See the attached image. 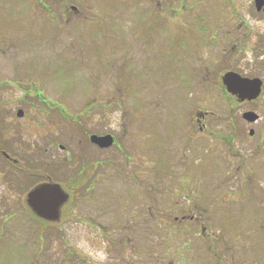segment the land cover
Listing matches in <instances>:
<instances>
[{"label":"rangeland","instance_id":"obj_1","mask_svg":"<svg viewBox=\"0 0 264 264\" xmlns=\"http://www.w3.org/2000/svg\"><path fill=\"white\" fill-rule=\"evenodd\" d=\"M253 1L0 0V150L27 173L60 164L48 172L64 190L71 161L103 160L91 197L65 204L60 227L42 228L26 208L38 180L16 194L0 172V264H115L133 253L182 264L210 255L201 239L215 232L235 264H264V156L247 149L259 123L241 117L263 103L242 105L221 82L263 77ZM89 133L115 145L98 155ZM200 214L199 227L174 222Z\"/></svg>","mask_w":264,"mask_h":264},{"label":"flooded vegetation","instance_id":"obj_2","mask_svg":"<svg viewBox=\"0 0 264 264\" xmlns=\"http://www.w3.org/2000/svg\"><path fill=\"white\" fill-rule=\"evenodd\" d=\"M253 2H254L255 9H256V2L258 4L261 3L262 7H261L260 11H262V14H264V9H263L264 0H258V1L254 0ZM256 11H257V9H256ZM257 12H259V11H257ZM262 68H263V70H262V72H263L262 79L245 78V79H248V80L257 79V80L260 81L261 85H260V93H259L258 97L256 99L252 100V101H247V102L243 103L242 105H249V104H252L255 101L260 99L261 102L263 103V107L261 108V111H260L259 115L248 110V111H245L244 113H242L241 117L248 124H253V125L256 124L257 125L259 123L258 127L255 126V129H250L248 131V134H247V144H248L247 149H248V151L250 153H252L254 151L255 153H262L263 156H264V62L262 64ZM228 95H230L232 98H236L237 99V97L232 96L231 94H228ZM245 114H250L249 117H252V116L254 117L255 116L254 121L253 122H249V120H245L243 118V116ZM202 118H204V115H202ZM199 131L202 132L203 131V127L199 128ZM91 136H93L91 133H89V135L87 136L89 149L92 148L93 151L95 153H97L98 155L109 149V148L101 149V148H99V146H97L96 144L92 143L90 141V137ZM94 136L105 137V136H108V135L103 134V135H94ZM113 140L114 141H113L112 146L115 145V142H116L115 138ZM4 146L6 147V150H8V149L11 150V148H12V147L7 146L6 143H4ZM12 149H15V148H12ZM60 149L63 150L62 147H60ZM0 157H1L0 160L4 163L3 164L4 166L1 165V166H3V168L0 167V172L1 171H6V177L9 176L10 178L7 177L8 179H14V182H12V180H11L12 183L10 182V186L13 187V189L15 190L14 192L16 194L19 191L27 189L26 181H28V178H34V179L38 180L40 183L35 184V186L32 189H30L27 192V194L31 190H33L34 188H36V187H38L40 185H43V184H57V185H59L58 183H53L51 181V178H52V176H60V174H54L53 175V174H50L48 171L60 170V164H59L58 168H57V166L53 167L52 161H50L51 169L48 170L46 168L48 166V164L44 163L43 161H39V162H37L38 164L35 165L36 172H31L30 171L29 173H27V170L30 168V164L26 163L27 170H25L23 168V161L19 160V158H17V157L16 158H12L8 154L6 155L5 151H3V150H0ZM39 158H40V156H39ZM71 164H73L75 166H78V167L72 173H70L68 175V178L66 176L64 181H62L63 184L66 183V185L64 184L66 191L60 185L59 186L68 195V201L65 204H67L69 202V205L73 206V204H74L73 201L78 196L85 195V196H83V198L91 197V194H90L91 193V189H92L91 178H92V175H93V173H94L96 168H102L103 160H101L100 158L92 157L91 153L87 152L86 156L80 157L77 160L71 161ZM71 168L69 167V170H71ZM261 168L262 167L260 166V171L259 172H260V175L262 176L263 172H261L262 171ZM31 173H34V175L31 176ZM45 173L48 174V176H46L47 177V181L44 180L46 178V177H44ZM41 181H45V182L41 183ZM126 187H127V185H126ZM82 192H83V194H82ZM62 207L60 209V213H61ZM26 208L30 211V209L27 206H26ZM19 211L22 213L21 207H20ZM30 213L38 221V225H42L43 226L42 228H45L46 226H49V225H52V226H55V227H60L61 225H64V222H61L60 220L55 221V222H48V221H45V220H42V219L36 217L31 211H30ZM186 216L187 215L182 216L180 221H177V218H174V222H177L180 225V227H187V224L189 223V221H190V223H194V225L197 226V227H199L202 224L200 222L201 214H200V216H195V217L190 216L188 218ZM185 220H189V221L186 222ZM80 223L90 224L91 226L93 225L90 222H84V221H80ZM122 225H125V224H122ZM163 225H166V224H163ZM125 226H127V225H125ZM125 226H123V227H125ZM263 228H264V223L261 222V229H263ZM199 229L201 230V234L205 233V227H200ZM201 240L208 242L207 243L208 244V248H209L208 249V254H210V255L207 254L208 256H206V255H202V254H190L189 259H187L186 257H183V260L181 261L182 264H185V263L186 264H197L196 263V256L200 257L201 259H203L204 260V264H235L234 255L229 253V252H227V253L223 252L224 248L220 245V239H219V237H217L216 232H215V236L214 237H210L208 239L205 238V239H201ZM127 242L131 243V239H128ZM150 244H151V246L150 247L149 246L148 247L145 246L146 249H144L143 251H147V248H149L150 252H152L153 251L152 246H155L154 245L155 243H150ZM189 244H190V242L189 243H182L181 249L183 250V248H187ZM193 244H191V245H193ZM126 245H127V243H126ZM191 245H189V246H191ZM195 247H196V245L194 247H191L190 251L193 252V249ZM183 252H185V251L183 250ZM134 254H137V253H133V254H130V255H123V254L120 255L119 263L120 264H159V263H157V259H155V255L154 254H152V255H150V254H142V253L139 254V255H134ZM205 256H206V259H205ZM163 257H166V256H163ZM162 260H164V259H162ZM119 263H115V264H119ZM245 263L251 264L250 261H245ZM170 264H171V261H170Z\"/></svg>","mask_w":264,"mask_h":264},{"label":"water","instance_id":"obj_3","mask_svg":"<svg viewBox=\"0 0 264 264\" xmlns=\"http://www.w3.org/2000/svg\"><path fill=\"white\" fill-rule=\"evenodd\" d=\"M258 1V0H257ZM262 7L261 3L256 2L257 11ZM221 82L226 91L232 96L237 97L239 102L252 101L260 93V81L257 79L248 80L234 73H226L222 76ZM21 115V114H19ZM245 114L243 118L253 122L255 116L249 117ZM90 141L101 149L110 148L113 144L111 136L97 137L91 136ZM68 201V195L57 184H43L31 190L25 199L26 206L38 218L55 222L60 218V209Z\"/></svg>","mask_w":264,"mask_h":264},{"label":"trees","instance_id":"obj_4","mask_svg":"<svg viewBox=\"0 0 264 264\" xmlns=\"http://www.w3.org/2000/svg\"><path fill=\"white\" fill-rule=\"evenodd\" d=\"M1 161V160H0ZM1 163V162H0ZM1 168H3V166H1ZM41 227H43L42 225H40Z\"/></svg>","mask_w":264,"mask_h":264}]
</instances>
